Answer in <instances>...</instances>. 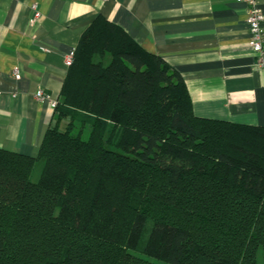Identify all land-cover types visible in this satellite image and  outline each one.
<instances>
[{"label": "trees", "instance_id": "16d2710c", "mask_svg": "<svg viewBox=\"0 0 264 264\" xmlns=\"http://www.w3.org/2000/svg\"><path fill=\"white\" fill-rule=\"evenodd\" d=\"M262 247L264 127L197 117L176 69L97 18L38 155L0 149V264H260Z\"/></svg>", "mask_w": 264, "mask_h": 264}, {"label": "crops", "instance_id": "0c3cea01", "mask_svg": "<svg viewBox=\"0 0 264 264\" xmlns=\"http://www.w3.org/2000/svg\"><path fill=\"white\" fill-rule=\"evenodd\" d=\"M100 16L182 75L197 117L264 127V65L244 2L0 0V149L38 155L55 109L36 93L60 101L67 58Z\"/></svg>", "mask_w": 264, "mask_h": 264}, {"label": "built area", "instance_id": "2783aa9c", "mask_svg": "<svg viewBox=\"0 0 264 264\" xmlns=\"http://www.w3.org/2000/svg\"><path fill=\"white\" fill-rule=\"evenodd\" d=\"M240 2H244L248 6V25L250 28L252 41L251 48L257 54H259V63L264 65V31L262 28V23L264 22V14L262 10L258 6V0H239ZM39 15V13H38ZM74 60V54L70 55L67 58V65L70 67ZM16 78H20V73L17 70L15 73ZM36 97L38 100L49 101L52 108L56 109L59 105V101L53 99L48 93H46L43 89H40L36 93Z\"/></svg>", "mask_w": 264, "mask_h": 264}, {"label": "rangeland", "instance_id": "374dc122", "mask_svg": "<svg viewBox=\"0 0 264 264\" xmlns=\"http://www.w3.org/2000/svg\"><path fill=\"white\" fill-rule=\"evenodd\" d=\"M42 169H43V163H39L36 168H35V171H34V174H33V181L34 182H38L40 177H41V174H42ZM151 229H152V223H149L148 224V227L146 229V232H145V235H144V238H143V241H142V244L140 246V248L138 249V251L136 252V254L138 256H143V249H144V246L148 240V237H149V234L151 232ZM257 259H258V262L260 264H264V248H260L259 251H258V254H257Z\"/></svg>", "mask_w": 264, "mask_h": 264}]
</instances>
